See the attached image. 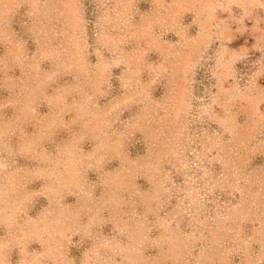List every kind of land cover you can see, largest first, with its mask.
Wrapping results in <instances>:
<instances>
[{
    "label": "rangeland",
    "instance_id": "rangeland-1",
    "mask_svg": "<svg viewBox=\"0 0 264 264\" xmlns=\"http://www.w3.org/2000/svg\"><path fill=\"white\" fill-rule=\"evenodd\" d=\"M0 264H264V0H0Z\"/></svg>",
    "mask_w": 264,
    "mask_h": 264
}]
</instances>
